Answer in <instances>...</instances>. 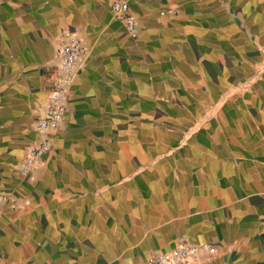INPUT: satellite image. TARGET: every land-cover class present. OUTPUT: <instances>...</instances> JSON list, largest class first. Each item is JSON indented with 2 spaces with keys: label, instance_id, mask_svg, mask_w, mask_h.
Here are the masks:
<instances>
[{
  "label": "crops",
  "instance_id": "crops-1",
  "mask_svg": "<svg viewBox=\"0 0 264 264\" xmlns=\"http://www.w3.org/2000/svg\"><path fill=\"white\" fill-rule=\"evenodd\" d=\"M0 0V264H264V0ZM87 55L21 166L62 29ZM5 198V199H4Z\"/></svg>",
  "mask_w": 264,
  "mask_h": 264
},
{
  "label": "built area",
  "instance_id": "built-area-1",
  "mask_svg": "<svg viewBox=\"0 0 264 264\" xmlns=\"http://www.w3.org/2000/svg\"><path fill=\"white\" fill-rule=\"evenodd\" d=\"M111 10L114 18L124 24L128 34L136 33V18L131 13L127 0L113 1ZM58 39L55 61L45 66L49 91L40 104L41 111L34 126L38 139L27 147L22 162L21 172L24 175L43 164L44 156L52 144L51 135L61 126L68 112V94L76 79L78 66L87 55V46L76 30L62 29ZM262 224L264 226V217ZM203 249H206V244L182 242L168 252H151L144 261L134 264H178L199 254Z\"/></svg>",
  "mask_w": 264,
  "mask_h": 264
},
{
  "label": "rangeland",
  "instance_id": "rangeland-1",
  "mask_svg": "<svg viewBox=\"0 0 264 264\" xmlns=\"http://www.w3.org/2000/svg\"><path fill=\"white\" fill-rule=\"evenodd\" d=\"M172 248H173V247H172ZM172 248H171V249H172ZM171 249H169V250H167V251H162V252H168V251H170ZM121 264H124V263H121Z\"/></svg>",
  "mask_w": 264,
  "mask_h": 264
}]
</instances>
